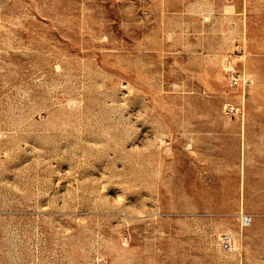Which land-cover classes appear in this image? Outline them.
Masks as SVG:
<instances>
[{"label":"rangeland","instance_id":"1","mask_svg":"<svg viewBox=\"0 0 264 264\" xmlns=\"http://www.w3.org/2000/svg\"><path fill=\"white\" fill-rule=\"evenodd\" d=\"M0 264H264V0H0Z\"/></svg>","mask_w":264,"mask_h":264},{"label":"built area","instance_id":"2","mask_svg":"<svg viewBox=\"0 0 264 264\" xmlns=\"http://www.w3.org/2000/svg\"><path fill=\"white\" fill-rule=\"evenodd\" d=\"M233 73V83L234 84H237L238 81L241 79L240 78V75L238 74L237 76H235L234 73H236L235 71L232 72ZM244 108H245V101L244 99L242 98V100L239 102V105H235V104H232L231 106H229V109L242 115L244 114ZM245 223L248 224L249 222H251V218L249 217H245ZM222 243L225 247L227 248H231L232 244H233V235L231 234H225V236H223L222 238Z\"/></svg>","mask_w":264,"mask_h":264},{"label":"bare ground","instance_id":"3","mask_svg":"<svg viewBox=\"0 0 264 264\" xmlns=\"http://www.w3.org/2000/svg\"><path fill=\"white\" fill-rule=\"evenodd\" d=\"M243 221L245 222L246 220H245V217H243Z\"/></svg>","mask_w":264,"mask_h":264}]
</instances>
